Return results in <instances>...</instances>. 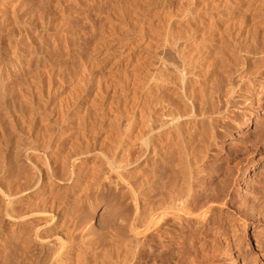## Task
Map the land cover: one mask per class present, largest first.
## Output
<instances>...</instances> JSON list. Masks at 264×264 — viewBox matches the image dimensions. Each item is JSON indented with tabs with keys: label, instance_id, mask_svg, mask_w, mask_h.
<instances>
[{
	"label": "rangeland",
	"instance_id": "obj_1",
	"mask_svg": "<svg viewBox=\"0 0 264 264\" xmlns=\"http://www.w3.org/2000/svg\"><path fill=\"white\" fill-rule=\"evenodd\" d=\"M30 1H32V2H30ZM42 1L43 0H39V1L38 0H26L25 3H26V5L28 4L27 7L23 8L24 6H26L25 3L20 7L22 9H24L23 11L20 10L22 15H20V12L15 13L16 16H14V17H13V15L9 14L8 16L11 18L8 17V19L9 20L13 19L10 21L7 20V23H6L8 30L10 29L9 30L10 33L8 35L9 37H7V39H6L7 41H5V40L1 41L0 40L2 43H4L3 45H1V42H0V45L1 46L5 45L4 47L5 48L7 47V49H9L11 51H14V50H16V48H18V46H19L18 44H20V41L19 40L17 41L19 31H18V29H16V27L19 28L21 25L20 24V22H22L21 16H25V17H23V18H25V22L27 21L28 24L30 23L31 27H33L32 32L37 31V29H41V27H44L43 25L47 24L46 22L49 21V19H50V22H51L50 29L52 28L54 31V32L52 31V33H56L57 37L59 36L58 37L59 39L56 37L57 40L56 39L53 40V43L50 42V44H52L51 46H55L56 49L53 48V50H52L51 46H45L46 48H43V49L39 48V49H41L40 51H42L39 53L41 56V63H39L40 67L39 66L36 67V70H35V72L36 71L38 72V73L36 72L37 74L35 73L36 76L38 75L37 76L38 78H32V77H36V76H35V74H34V76H33V74H31L30 76H28L29 80H28V78L26 79V82H27L26 85H28L27 87L25 84L22 85V83L20 84L21 86H19L18 84L16 85L17 87H15L16 89L14 91L16 92L17 97L20 96V100L18 97L17 103L18 102L21 103V101L23 100L24 105H23V103H21V104L19 103L20 107H18L19 109L16 111L17 112L16 115L18 117L15 115V120L17 119V121L14 123L12 122L16 127L15 126L13 127L12 125L7 124V123H11L9 118L6 120V118H2L0 116V118H2L0 120V123H1L0 124V130H1L0 132L2 133L7 129V130H9L8 132L10 133L9 134L6 130L7 136H6L5 132L2 134L0 133V138H1V135L3 137V135L5 134V136H6L5 138H7L8 136L12 139L14 138L13 142H12V143H14L15 142L14 140H16L17 137H19V136L24 137V135L28 134L27 133L28 130L27 131H25V130L27 127L29 129L31 119L33 121L35 119L40 120V117H39L40 114L45 113V109L50 105L51 102L52 103L50 106H52V105L58 106L60 103L59 101H61L63 99V97L64 98L68 97L69 93H71V91L73 90L72 95H73V101H75V102L77 100H79L82 97V95H84V93H87V92L92 93V94H88L89 95L88 96L89 104H88V112L86 114V121L89 124L91 123L90 127H89L90 132L88 131V133H91V134H88L90 136H87V139L85 140V142L88 140V137H89V140H88L89 143H90V141H93V142H95V144H93V142H91L93 145L92 146L91 143L89 144L87 141V144L90 145L89 148H91V150H90V154H89V157L87 159V162L84 161V163H86V166L88 165L87 168L91 166L90 169H92V167H93V169L92 170H90L89 168L87 169L88 170L87 177L84 178V180H83L84 185L86 187L82 186L83 183H81L82 185L80 184L79 188H77L78 187L77 186L76 188L78 190H76V189H74L75 183H73L75 180L69 179V178H71V173H72L73 169H75L77 171L76 172L74 170L75 171L74 177L77 176L75 174H78L79 169L76 168L77 167L76 164L78 162V167H79L81 165L80 163L82 162L83 158H79V157L70 158V160H69L70 166H68L69 165V162H68V164L66 166L68 168L65 167V169L63 170V171H66L68 169L70 171V173H68V174H70V175L67 174V172H68V170H67L64 173V174H66V176L63 174V171H61L59 176H58L59 179L62 177L61 175H63V177L65 176L64 177L65 179H66V177L69 176L68 177L69 180L66 179L67 180V182H66V180H64V178H63L64 181H62L61 180L62 178H61L60 181L59 180L57 181V191H58V193L60 192V194H59V196L57 195L58 201H56V203L61 204V205H59L60 208L57 207V210H59V212L64 211V214L67 211H71V212H67L69 214H67V216L64 217V218L67 217L66 218L67 220L63 219V221L64 220L65 221L62 222L63 225L61 224V227L63 230V232L61 234L62 239H63L62 240L63 243L61 242L59 244L60 246L55 247V248L58 247L55 250V251H57V254H55V255L53 254V252H55L54 250L49 249L51 251L50 252V251H48V248L43 249L42 253L40 254L41 258L39 257L40 258V264H56L55 263L56 261L60 262V258H62L61 259L62 261L60 262V264H62L63 262H64L63 264H67L65 262H68V264H70L69 258L67 256L69 255V257H70V254H74V253H71V251H70L71 244L73 245V246H71V248H73V247L74 248H80V246L83 243V246L86 245V247L84 246L86 249H87V247L89 248V246L92 245V248L90 247L89 249H93V247L95 249H93L94 251L89 250V251H91V253H94L97 251V252H101V254L99 253V255H103L102 250L105 248L104 246L106 245V247H109L107 245H109L111 241H112V243L113 242L118 243V246H117L118 250L116 251L117 255L115 257V258H117L118 254L120 255L118 258L119 260L116 259L118 262L120 260L124 259L125 257H129V256L130 257L128 259L130 260V258H131L132 259L131 262L135 259V258L133 259L132 256L135 255L136 251H139L141 249L140 248L141 245L139 246L140 241H139V239H137V237L134 238V235L132 233H130L128 226L122 224L121 229H119L120 227H118L119 225H117L118 224L117 218H120V215H121V218H125V219H128V221H131L134 217V214H135V207H134L135 189H137V188L139 189V186L136 185V180H137L136 178H138L140 176L142 178L144 177L142 179L143 181H141L142 183L143 182L144 183L141 185H144L145 183L146 184L148 183V185L145 184L144 187L141 189H146V191L149 189L147 187H149V181H150L149 178L151 176L150 172L151 171L153 172L152 167L150 166V163H149L150 157L152 155L150 152H151V147H152L151 145H152V141H153V140L151 141V139H153V133H152V129L150 130L149 128H150V126L153 125L152 122H155L156 120H159L160 118L162 120L160 119L159 121H163L164 116L161 117V115H164L165 111H167V109H168V107H167L168 103L164 102V100L170 101V98H171V101L169 103H173V102H175V100H177L175 102L176 104H173V105H177V106L181 105L180 107L174 106V108H173L176 111L178 110V108H180L179 109V111L181 110L180 112L177 111V113H175V112H173L174 110L173 111L171 110L172 113L174 114V115H172V118H171L172 127L175 126L173 129H175V130L178 129L177 125L173 124L174 122L176 123L178 121V123H180L182 121L181 124H184L185 122L187 123L189 121V119L191 120L190 122H192V120L194 121L195 118L193 117L194 116L193 101H192L193 98H191L192 96H190V95H192L191 93H192L193 89L195 88V89H197V91H202L207 87L209 88V85H211V84H213L215 86L216 79L218 80L216 82L217 86L214 87L215 89L213 88L214 89L213 93H214V96H215V92L217 94H216V98L213 96V101L216 102V100H217L218 106L214 103V105H215L214 107L217 106V109L215 108L214 110H216L217 112L213 116V120L211 121L212 118L210 119V121L213 124H212L211 128L207 130L208 132H206V134L204 133L205 135L198 137L204 141L202 143L203 145L201 148V154L196 152V154H199V155L198 156L196 155L195 158H200L199 157L200 155L204 156L206 154H208L209 156L210 155L212 156L213 160L216 161L217 163L212 161L213 162V164H212L213 170L211 172L212 174H210V176L207 178L208 181L209 182L212 181L213 185L212 184L211 185H212V188L214 187L216 190L215 194L218 192L220 193L221 190L223 191L226 188L225 190L228 189V193L231 194L232 196H234L235 200H234V203H232V204L229 203V205L223 206V209H222V210H224L222 212L223 217H224V215L228 216V217H225L227 222L225 223L224 228L222 230L223 235H220V237H218L215 234H209L207 232L205 233V229L204 230L199 229V226L196 223H192V224L188 225V227H186V229L184 230V232L187 234H185V233L184 234H185V236L187 235V238H190L187 240V242H189V240H190V243L192 242L191 244H194V246H195V244H197L199 247H200V244L202 243V241L204 242V240L201 241V239L204 237V236L200 237L201 231L203 232V235L205 234V236H207V234H208L209 241H205V242L209 243V245L212 249L210 248L211 251L208 254L205 253V251L202 249H201L202 251L199 250L198 253L195 252L193 254L194 256H192V258L195 261L194 264L200 263V261L202 260V257H205L206 254L208 256L211 255V258H213L212 259L213 261H212V260H210L211 258L208 259L209 257H207V259L210 260V262H207L208 264H264V195L263 194L260 195L261 198L259 196V200H257L255 202L256 204L254 205L253 204L254 194H252V190H253L254 186H259L262 189L264 188V186H262V185H264V184H262V183H264V152H263L264 150L260 153H256V151L254 150L253 145H252L253 142H256V140L261 141L262 142L261 144L264 145V140H263L264 139V20H263L264 19V0H90V1L89 0H66L67 2L69 1V3H67L65 0H49L48 1L49 9L45 8L46 7L45 3H44V1L42 3ZM252 1H254V2H252ZM236 4H238L239 6L238 5L236 6ZM235 7L237 8V10ZM238 8H240V9H238ZM29 10H30V13H29ZM34 12H35V14H34ZM68 12H70V13H68ZM46 13L49 16H46ZM54 13H55V15H54ZM17 14H19L20 16ZM29 14H30V16H29ZM43 16H46L47 19L45 17L43 18ZM53 16H55V17H53ZM15 17L17 19H14ZM48 17H50V18H48ZM18 18H20V20ZM27 18H28V20H27ZM12 21H13V23H12ZM52 22H54V23H52ZM54 24H55V26H54ZM10 26H12V27L10 28ZM64 26H65V28H64ZM37 27H39V28H37ZM224 27H226V28H224ZM13 28L15 29V31ZM62 28H64L65 31H68L69 34H68V32L65 33L64 29L62 30ZM239 28H241V29H239ZM34 29H35V31H34ZM252 33H254V36H252L253 35ZM64 34H66V35H64ZM255 34H256V37H255ZM34 36L35 35L33 34L32 37L29 40H27L28 42L26 41L29 47L31 45L33 46V45L39 44L38 40L36 38L33 39ZM251 37L253 39L255 38V40H252ZM56 41L59 43L56 44ZM216 41L218 43H216ZM252 41H253V43H252ZM254 42H256V43L254 44ZM225 43H227V44H225ZM249 44H252V45L249 46ZM254 45H256V46H254ZM83 46H86L87 51H88L87 63L85 66V68L87 70L86 76L88 75V77H85V80L82 81L79 77H81L80 75L83 72L81 73L79 71H83V65H82L80 58H79V55L77 53L79 51L78 48L83 47ZM225 46L228 47V49L230 48V50H228L226 48L225 51H223ZM181 47H182V49H181ZM254 47H256V48H254ZM252 49H253V51H252ZM256 49L258 51H260L261 54L254 56L255 55L254 50H256ZM50 50L52 53L50 52ZM227 50H228V52L229 51L230 52L227 53ZM37 51H39V50H37ZM219 51H222L223 53L225 52L224 53L225 55L222 52H220V55H219ZM197 52H199L201 55ZM42 53L44 55H42ZM221 53L224 55V57ZM228 54H229V56L227 59L226 55H228ZM217 56H219V57H217ZM222 58L226 59V60L224 59L225 62H223ZM204 61H206V62H204ZM226 61H227V63H226ZM248 61H250V62H248ZM222 62H223V64H226V66L223 65ZM251 62H253V63L251 64ZM43 63H44V65H43ZM220 63L222 64V68L225 66L224 69H222V68L219 69L221 66ZM214 65L216 67L218 65L219 68L217 67L218 69L215 70L216 67H214ZM71 66L76 67V70L74 69V67H71ZM212 67H214V69ZM55 68H56V70H55ZM208 68H209V70H208ZM38 69L40 70L41 73H43V75H41V73L38 71ZM211 69H212V71L216 72L217 76H214L215 80L213 77V75H215V73L212 72ZM188 71L190 74L188 73ZM191 72L194 74H192ZM207 72L209 73L211 78L208 76ZM67 73H71V76H69V74H67ZM75 73H77V74L80 73V74L78 76ZM52 74H53V76H51ZM104 74H105V76H104ZM64 75H66L68 79H73V81L69 80V82L72 81V83H69L68 80L64 77ZM201 75H202V77H203V75H204V77L206 76L205 78L207 79L208 82H206V79H204V78H203V80H201L202 77L199 79V77ZM219 75H220V77H219ZM31 78H32V80H31ZM59 78H61V79H59ZM86 78H87L88 82L86 81ZM94 78L95 79L97 78L96 82H95ZM177 78H179V79H177ZM245 78L251 79V81H249L250 82L249 86H245L242 91L238 92L239 94L235 93L233 95V97L236 96V97H234V104L232 103L233 105L228 104V102H227L228 101L227 91H228L229 87L240 85L241 81L244 80ZM197 79H199V80L196 81ZM49 80H50V82H49ZM63 80L66 81L65 85L62 83ZM41 81H42V83H41ZM176 81H178V82H176ZM188 81L190 82V84ZM192 81H195V82H192ZM73 82H74V84H75V82L78 83V84H76L77 86L75 85V87H78L79 85H81L83 87L82 91L84 93H82V91H81V93H79L78 89L81 88L80 86H79L80 88L78 87L76 90H74L75 88L73 89V85H74ZM98 82L100 83L101 86L98 85L99 84ZM168 82H169V85L167 84ZM170 82H172V83H170ZM191 82L195 86H198V88L195 87L194 85H192ZM38 83H40V84H38ZM79 83H81V84H79ZM175 83H177V85ZM218 83H219V87H218ZM196 84H198V85H196ZM203 84L206 87H204ZM36 85L39 89L36 87ZM63 85L65 88L68 86L67 89H69L70 91L69 90H67V91H69V93L67 91H65L66 93H63L62 90L59 92L60 87L62 88ZM191 85H192L193 89H191ZM200 85H202V86H200ZM213 85H212V87H213ZM49 86H51L50 87L51 89H49ZM57 86H58V88H57ZM20 87H22L24 89H22ZM171 87H173V88H171ZM174 87H176L175 89L178 88L177 89L178 91L175 90ZM201 87L204 89H202ZM86 88H87V90H86ZM188 88H189V90L191 89V91H187ZM216 88L221 89V91L219 90L220 94L218 93L219 91L217 92ZM223 88H224V90H223ZM20 89H22V90H20ZM53 89H55V90H53ZM164 89H165L166 93L168 94V96L170 95L169 99H167L168 97L165 96L166 93H165ZM184 89H186V90H184ZM40 90L42 93L40 92ZM174 90L177 91L178 93L180 91L181 93L177 94V92H174ZM49 91L50 92L52 91L51 93H53V94H50ZM54 91L57 92V94H54L55 93ZM75 91H78V94H80L81 97L77 96V94H75ZM21 92H23V93H21ZM44 92H46V93H44ZM98 92H99V94H98ZM184 92H186V94ZM36 93H38L39 95ZM187 93L190 95L187 96ZM27 94L29 96H27ZM65 94L66 95L68 94V95L66 96ZM32 95L34 96V98H32L33 97ZM72 95H70V96H72ZM163 95H164V97H163ZM21 96H24V99H23V97L21 98ZM39 96L42 98L40 99ZM52 97H54V99ZM90 97L91 98L94 97L95 98V99L93 98L94 101ZM58 98H60L61 100L57 101L58 104H55L54 101L57 100ZM50 99H52V100L50 101ZM100 100H103V101H101L102 103H100ZM46 101L48 102V106L46 105L47 104ZM158 101H160L159 103L161 104V106H160V104L157 106ZM25 102L27 103L26 108L28 107L26 109V111H25ZM45 102H46V104H45ZM95 102H97L98 104H96ZM177 102H178V104H177ZM235 102H237V103H235ZM92 103L95 104V106H93ZM165 103H167V104H165ZM179 103H181V104H179ZM19 104H18V106H19ZM35 104H36V106H35ZM100 104H101V107L99 106ZM155 104L158 107V109L161 108L162 111H160V109L159 110L156 109L157 107L154 106ZM0 105H1V103H0ZM96 105L99 108L96 107ZM33 106H35V108H33ZM153 106H154V108H153ZM171 106H172V104H171ZM190 106H191V109H189ZM1 107H3V108L1 109ZM91 107L92 108L95 107L96 109L95 108L92 109ZM184 107L185 108L188 107V109L182 110V108H184ZM89 108H91L92 110H90ZM4 109H6L5 106H3V105L0 106V115H2V116L5 113V111H3ZM220 109H222V110H220ZM188 110L189 111L192 110V113H188V114H191L189 116L187 114ZM219 110L221 111L220 113H219ZM23 111H24V114H23ZM157 111H158V115H160V114L161 115L156 117L155 115L157 114ZM183 111H185L187 115ZM31 112H32V114H31ZM97 112L98 113L100 112V113L98 114ZM159 112H162L163 114L159 113ZM96 113L98 114L97 116H96ZM181 113H183V114L181 115ZM21 114L22 115L27 114V116L22 117ZM175 114H177V117H173V116H176ZM178 114L181 117L178 116ZM33 115L35 117H39V118H35ZM89 115H91L90 119L88 118V117H90ZM100 115H103V116H100ZM92 116H94V117H92ZM98 116H100L99 118L100 119L102 118V119L100 120L99 118H96ZM28 117H32V118L29 119ZM103 117H104V120H103ZM158 117H160V118H158ZM21 118L24 121L22 120L23 122L22 121L18 122V120L20 121ZM27 119H29V120H27ZM97 119L100 120V122L102 121L101 122L102 124L101 123L98 124L99 122L97 121ZM183 119L185 121H183ZM4 120L7 123L3 122ZM27 121L30 123H28ZM214 121H216V122H214ZM24 122H26V123H24ZM37 122L39 123V121L35 120V123H37ZM23 123H24V125H23ZM27 123H28V125H27ZM95 123L97 126L94 127L93 125H95ZM4 124L5 125L7 124L13 128H10L9 126H5ZM181 124L180 125L178 124V126H181ZM3 125L5 127H1ZM91 125H92V127H94L96 129V131L94 128H91ZM98 125L100 127L101 126L102 127L100 128V127H98ZM109 125H111V126H109ZM191 125L192 124H190L188 126L186 125L187 127L185 128V131H187V130L189 131ZM17 126H18V128H17ZM25 126H26V128H25ZM97 128L102 131V132L100 131V135H99V131L97 130ZM2 130H4V131H2ZM92 130H94L95 133L98 132V134L97 133L96 134L100 137H98L97 135L95 136L94 131L91 132ZM142 131H143V133H142ZM17 132L20 134L19 136H18ZM21 133L23 136L21 135ZM23 133H26V134H23ZM54 133H55V131H54ZM55 134H53L52 131L50 132V136L52 135V137L55 136ZM185 134H186L184 136L185 138H183V139H186L187 136H188V138L186 140H183V139L182 140L187 142V140L190 139L191 137H190V135H188V133H185ZM33 136L34 135L30 136V139H28V140L29 141L31 139L34 140ZM93 136H95L96 139L93 138V140H91V138ZM102 136H105V137H102ZM5 138L0 139V143H1L0 145L1 146L3 145V147H1L2 149L0 148V155L2 154V151H3V154H5V153L8 154V152L10 153V149H11L10 144H12V143H10V141H12V140L8 139V138L5 139ZM210 139H212V140H210ZM100 140L102 141V143L103 142L104 143L103 144L102 143L97 144L96 142L97 141L99 142ZM4 141H5V143H4ZM59 141L60 140H58V142ZM58 142L54 141V144L55 145L57 144L56 146L59 147L61 144V141L59 144H58ZM81 142H84V140H80L77 145L79 146V143L81 144ZM250 142H252V144ZM3 143L6 144V146ZM248 143H250V144H248ZM8 144H9V146H8ZM102 145H104V149L102 148L103 147ZM188 145L190 147V144H188ZM246 145L248 147L251 146L252 148L251 147L248 148V147H246ZM94 146H95V148L93 150L92 148ZM203 146H206V147H203ZM9 147H10V149H9ZM76 148L77 149L78 148L81 149V148L77 147V146L74 147L75 153L76 152L80 153L81 150L78 151L79 149L77 150ZM148 148H150V149H148ZM98 149H99V151H98ZM100 149H101V152H100ZM191 149L192 148L190 147L189 150L191 151ZM203 149H205V150H203ZM251 149H253L254 152ZM180 150H181V148H180ZM4 151H5V153H4ZM103 151H106V152H104V153H106V156L103 153ZM145 151H146V153H145ZM181 152H183V155L185 154L184 151H181ZM96 154H97V157L95 156ZM218 155H219V157H218ZM245 155H247V156H245ZM99 156H101L102 158H100ZM238 156H240V157H238ZM94 157H96L98 159L96 161L95 160L93 161V159H96ZM180 157L183 158L182 153L180 154ZM188 157L189 156H187V159H186V157L183 159L181 158V160L186 161V160L191 159V157H189V158ZM215 157H217V158L214 159ZM247 157L253 158L258 163L255 166L248 164L247 160L245 159ZM75 158L77 160H80V161H77ZM243 158H244V160H243ZM191 160L193 161L194 159L192 158ZM242 160L244 161V164H245L244 167L245 168L243 169L242 173H239L238 170L236 169L237 168L236 163H239ZM74 161H75V163H74L75 165L73 164ZM101 161H103V162H101ZM112 161L115 164V166L119 164L118 167L116 166L117 168L111 167V165L109 163ZM99 162H101V164H103V165L101 166V164H98ZM104 162L106 163V165L104 164ZM116 162L118 164H116ZM186 162H188V161H186ZM120 163H121V168L123 166L124 167L126 166V167L121 169L119 167ZM89 164H90V166H89ZM97 164L100 166H98ZM93 165L95 167L97 165L98 167L95 168ZM182 166L183 167L187 166V163H186V165H184V163H183L181 165V168H178V167L175 168L176 169L175 172L178 175H177V177H176V174L175 175L173 174L174 176L172 175L173 183L179 182V181L175 180L176 178H178V176H179L178 180L180 179V182L182 183V180H183L182 177H184L183 176L184 175L183 169L184 170L187 169V167L182 169ZM82 168H84V167H82ZM161 168L164 169L162 166H161ZM126 169L127 170L129 169V170L127 171ZM94 170H96V171H94ZM121 170L123 173L126 171L125 174H122L123 176L120 175V173H119V172H121ZM90 171L91 172L94 171V172L90 173ZM5 172L8 173L9 175L10 174H12V175L9 177V175L5 174ZM9 172H11V173H9ZM9 172L4 171V172L0 173L1 175L4 174V176H2V177L0 175V179L5 180V181H2L3 184L7 185L10 183V185H11L17 179V182L15 181V183L11 185V186H14L16 183L20 182L19 181L20 179H23V178H19V180H18L17 177H19L20 174L17 171L16 172L19 174V176H17L15 171H9ZM13 172L15 174H13ZM5 175H7L8 177L7 176L5 177ZM124 175L126 178L124 177ZM137 175H139V176H137ZM233 175H234V177H233ZM15 176H17V177H15ZM13 177L15 178V180L14 181L12 180L13 181L12 182L10 180L13 179ZM20 177H22V176H20ZM134 177H135V179H134ZM7 178H8V180H7ZM128 178H130V179H128ZM144 179H146L147 181ZM235 179H237V181ZM72 180H73V182H72ZM134 181H135V183H134ZM234 181H236V182H234ZM66 184L68 185V187L66 186ZM10 185H7V187ZM69 185H71V186H69ZM179 185L181 186L180 183H179ZM64 187L68 190H70L72 188L73 190H70V192H72V191H75V192L68 194L69 191L68 190L66 191V189ZM213 189H211V190H213ZM63 192L65 193V195L61 194ZM71 194H72V196H71ZM67 195H68V198L71 197L70 200L67 198ZM60 197L62 199L64 197L65 198L64 201ZM72 197H75V199L73 201H72ZM246 198H250L251 202L245 204L244 202H246L245 201ZM67 199L69 200V202ZM63 202L67 203V204H70L71 202L72 203L70 204L71 206L67 205V204L62 206V204H64ZM115 204H117V205H115ZM56 206H58V205L56 204ZM64 206H66V207L63 208ZM113 206H114V208H113ZM107 207H108V209H107ZM228 207H230V208H228ZM105 208L108 210L109 214L107 212L106 213L107 215L104 214V216L103 215L101 216V213H102L101 211ZM262 212H263V214H262ZM93 214H94V216L96 215V221H100V222L95 221L97 224L95 223L96 226L93 225V227H95L96 230L92 233L91 231H89L91 229V225L89 222H91L92 218L94 217ZM99 215H100V217H99ZM111 216H112V218H111ZM127 217H129V218H127ZM231 217H232V219H231ZM229 218L231 220H229ZM100 219H103V222ZM115 224L118 227V230H116V232L118 233L120 231L119 233L120 234L122 233L121 239L119 238V237H121L118 235L119 233L118 234L115 233V228H117L115 226ZM85 226L88 228H86ZM109 227H112V230L115 227L114 231L112 232V230L108 229ZM108 230H110L111 233ZM70 232H72V233L70 234ZM231 232H233V233H231ZM88 233H89V235H88ZM129 233L132 236H130ZM84 234H86L87 236ZM104 234H105V236L106 235L107 236L103 237ZM115 235L119 236V237H116ZM189 236H191V237H189ZM98 237H100V238H98ZM68 238L70 240L74 239V241L67 242V241H70V240H67ZM103 238H105L107 240L109 239V241H107V242H109V244H107V242H105V239H103ZM110 238H111V240H110ZM112 238H114V239L112 240ZM115 238H117V239H115ZM192 238L194 239V241L192 240ZM102 241L105 242V243L103 242V244H105V245L101 244ZM73 242H75V243H73ZM88 242H89V245H88ZM96 242L97 243L101 242V243L97 244ZM199 242H201V243L199 244ZM94 243L96 246L93 245ZM75 245H77V246H75ZM124 245H126V246H124ZM97 246H98V249H97ZM55 248H53V249H55ZM119 248H121V251ZM136 248L137 249L139 248V250H137ZM58 249L59 250L61 249V250L59 251ZM128 251L132 254L126 255L129 253ZM133 251H135L134 254H133ZM124 252H126V253H124ZM59 255H60V257H58ZM122 255H124V256H122ZM253 255H255V256H253ZM53 256H54V259H53ZM56 258H57V260H56ZM115 258H113V259H115ZM256 258H257V260H255ZM64 259H66V260H64ZM67 259H68V261H67ZM113 259H111L110 261H113ZM125 259H124L125 261L123 260L122 263L123 262L129 263V262H127L129 260L127 258H125ZM54 260H56V261L54 262ZM116 260H114V262H111V263L112 264H115V263L116 264H122L121 261H120V263H118ZM15 261H17V260H15ZM15 263H17V262H14L13 264H15Z\"/></svg>",
	"mask_w": 264,
	"mask_h": 264
},
{
	"label": "bare ground",
	"instance_id": "obj_2",
	"mask_svg": "<svg viewBox=\"0 0 264 264\" xmlns=\"http://www.w3.org/2000/svg\"><path fill=\"white\" fill-rule=\"evenodd\" d=\"M26 0H0V40L3 41H7V37H9V33H10V29L8 30L7 28V20L8 19V15L11 14L14 16H16L15 13L17 12H20V15H22L21 11H23L24 9L20 8L24 3H25ZM39 1V0H38ZM44 3H45V8H48L49 9V5H48V1L49 0H43ZM42 1V3H43ZM66 1V0H65ZM90 1V0H89ZM88 1V2H89ZM28 2V1H27ZM32 2V1H30ZM56 2V1H55ZM61 2V1H60ZM67 2V1H66ZM87 2V1H86ZM178 2V1H177ZM254 2V1H252ZM29 3V2H28ZM40 3V2H39ZM58 3V2H57ZM69 3V1L67 2ZM181 3V2H180ZM259 3V2H258ZM31 4V3H30ZM41 4V3H40ZM39 4V5H40ZM26 5V3H25ZM28 5V4H27ZM24 6L23 8L27 7ZM43 5V4H42ZM60 5V4H59ZM63 5V4H62ZM238 4H236L237 6ZM72 6V5H71ZM235 6V5H234ZM239 6V5H238ZM43 7V6H42ZM188 7V6H187ZM209 7V6H208ZM20 8V9H19ZM29 8V7H28ZM32 8V7H31ZM34 8V7H33ZM236 8V7H235ZM82 9V8H81ZM129 9V8H128ZM200 9V8H199ZM240 9V8H238ZM242 9V8H241ZM21 10V11H20ZM71 10V9H70ZM120 10V9H119ZM130 10V9H129ZM231 10V9H230ZM237 10V8H236ZM39 11V10H38ZM82 11V10H81ZM114 11V10H113ZM198 11V10H197ZM239 11V10H238ZM24 13V12H23ZM29 13H30V10H29ZM63 13V12H62ZM70 13V12H68ZM83 13V12H82ZM136 13V12H135ZM35 14V12H34ZM38 14V13H37ZM43 14V13H42ZM19 15V14H17ZM19 15V16H20ZM41 15V14H40ZM55 15V13H54ZM83 15V14H82ZM257 15V14H256ZM30 16V14H29ZM46 16H49L47 13H46ZM46 16H43V18ZM68 16V15H67ZM261 16V15H260ZM25 16H21V21L20 22V27L16 29H18L19 33H18V38H17V41L19 40L20 41V44H18V48H16V50L14 51H11L9 49H7V47L5 48L4 46H1L3 45L4 43H2L1 41V47H0V103L1 105L0 106H5L6 109H4L3 111H5V113L2 115H0L2 118H6V120L9 118L11 123L13 122H16L17 119L15 120V115H16V111L19 109L18 107H20V104L23 103L24 105V102L23 100L20 102L17 103V99L19 97V100H20V96L17 97V94L16 92L14 91L17 87L16 85L18 84L19 86H21L20 84L22 83L26 85V79L28 78V76H30L31 74H34L37 72H35L36 70V67L39 66V63H41V56H40V51L41 49L43 48H46L45 46H51L52 44H50V42L53 43V40L56 39V33H52L53 29L51 30L50 29V19L49 21H45L47 24L43 25L44 27H41V29H37V31H34L35 32H32V28L30 23L28 24V22L26 23L25 22V18H23ZM33 17V16H32ZM55 17V16H53ZM232 17V16H231ZM11 18V17H9ZM29 18V17H28ZM27 18V20H28ZM41 18V17H40ZM50 18V17H48ZM243 18V17H242ZM14 19H17L16 17ZM20 20V18H18ZM23 19V20H22ZM47 19V18H46ZM10 20H13V19H10ZM9 20V21H10ZM52 20V19H51ZM55 20V19H54ZM82 20V19H81ZM112 20V19H111ZM259 20V19H258ZM264 20V19H263ZM24 21V22H23ZM66 22V21H65ZM85 22V21H84ZM87 22V21H86ZM13 23V21H12ZM43 23V22H42ZM54 23V22H52ZM62 23V22H61ZM64 23V22H63ZM76 23V22H75ZM15 24V23H14ZM65 24V23H64ZM68 24V23H67ZM89 24V23H88ZM226 24V23H225ZM18 25V24H17ZM42 25V24H41ZM13 26V25H12ZM10 26V28L12 27ZM16 26V25H15ZM55 26V24H54ZM67 26V25H66ZM69 26V25H68ZM76 26V25H75ZM101 26V25H100ZM209 26V25H208ZM262 26V25H261ZM14 27V26H13ZM197 27V26H196ZM35 28V27H34ZM39 28V27H37ZM56 28V27H55ZM65 28V26H64ZM62 28V30L64 29ZM103 28V27H102ZM199 28V27H198ZM226 28V27H224ZM229 28V27H228ZM227 28V29H228ZM14 29V28H13ZM58 29V28H57ZM233 29V28H232ZM241 29V28H239ZM61 30V31H62ZM229 30V29H228ZM227 30V31H228ZM15 31V29H14ZM70 31V30H69ZM211 31V30H210ZM240 31V30H239ZM54 32V31H53ZM63 32V31H62ZM64 32L67 33L68 31H65L64 29ZM243 32V31H242ZM250 32V31H249ZM16 33V32H15ZM35 35L33 37V39H37L38 40V45H31L30 47L28 46L27 44V40H29L33 34ZM69 34V32H68ZM67 34V35H68ZM81 34V33H80ZM254 36V33H252ZM66 35V34H64ZM237 35V34H236ZM251 35V34H250ZM59 37V36H58ZM57 37V38H58ZM64 37V36H63ZM68 37V36H67ZM70 37V36H69ZM255 37H256V34H255ZM187 38V37H186ZM247 38V37H246ZM59 39V38H58ZM61 39V38H60ZM107 39V38H106ZM223 39V38H222ZM236 39V38H235ZM252 40H255V38L253 39L251 37ZM262 39V38H261ZM9 40V39H8ZM36 40V41H37ZM57 40V39H56ZM70 40V39H69ZM68 40V41H69ZM105 40V39H104ZM27 41V42H26ZM35 41V40H34ZM33 41V42H34ZM62 41V40H61ZM67 41V40H66ZM186 41V40H185ZM188 41V40H187ZM221 41V40H220ZM65 42V41H64ZM89 42V41H88ZM9 43V42H8ZM59 42L56 41V44H58ZM63 43V42H62ZM216 43H218L216 41ZM253 43V41H252ZM256 42H254L255 44ZM27 44V45H26ZM35 44V43H34ZM55 44V43H54ZM68 44V43H67ZM72 44V43H71ZM70 44V45H71ZM224 44V43H223ZM227 44V43H225ZM8 45V44H7ZM10 45V44H9ZM214 45V44H213ZM232 45V44H231ZM252 45V44H249V46ZM57 46V45H56ZM228 46V45H227ZM256 46V45H254ZM52 47V50L53 48L56 49L55 46H51ZM72 47V46H71ZM9 48V47H8ZM41 48V49H39ZM91 48V47H90ZM224 48V47H223ZM228 49V47L225 46L224 50L225 49ZM233 48V47H232ZM236 48V47H235ZM256 48V47H254ZM253 48V49H254ZM51 49V48H50ZM79 51H78V55H79V58H80V61L83 65V71H79V72H83L79 77L82 81L85 80V77H88V75L86 76L87 74V70L85 68L86 66V63H87V57H88V51H87V48L86 46H83V47H79L78 48ZM182 49V47H181ZM234 49V48H233ZM252 49V51H253ZM39 50V51H37ZM77 50V49H76ZM230 50V48L228 49ZM227 50V53H229ZM232 50V49H231ZM250 50V49H249ZM55 51V50H54ZM69 51V50H68ZM179 51V50H178ZM254 56L256 55H260L261 52L258 51L257 49L254 50ZM51 52V50H50ZM49 52V53H50ZM63 52V51H62ZM105 52V51H104ZM205 52V51H204ZM220 52L222 51H219V55H220ZM236 52V51H235ZM52 53V52H51ZM73 53V52H72ZM76 53V52H75ZM107 53V52H106ZM199 53V52H197ZM223 53V52H222ZM221 53V54H222ZM225 53V52H224ZM223 53V54H224ZM240 53V52H239ZM253 53V52H252ZM48 54V53H47ZM55 54V53H54ZM58 54V53H57ZM70 54V53H69ZM92 54V53H91ZM194 54V53H193ZM200 54V53H199ZM222 54V55H223ZM42 55H44L42 53ZM49 55V54H48ZM90 55V54H89ZM192 55V54H191ZM201 55V54H200ZM204 55V54H203ZM225 55V54H224ZM223 55V57H224ZM55 56V55H54ZM57 56V55H56ZM108 56V55H107ZM190 56V55H189ZM228 55H226V58L228 59ZM44 57V56H43ZM66 57V56H65ZM104 57V56H103ZM219 57V56H217ZM222 57V56H221ZM220 57V58H221ZM49 58V57H48ZM56 58V57H55ZM191 58V57H190ZM53 59V58H52ZM90 59V58H89ZM187 59V58H186ZM202 59V58H201ZM223 59V58H222ZM225 59V58H224ZM223 59V62H225V60ZM262 59V58H261ZM43 60V59H42ZM197 60V59H196ZM219 60V59H218ZM49 61V60H48ZM166 61V60H165ZM210 61V60H209ZM251 61V60H250ZM248 61V62H250ZM93 62V61H92ZM100 62V61H99ZM206 62V61H204ZM216 62V61H215ZM222 62V64H223ZM49 63V62H48ZM170 63V62H169ZM214 63V62H213ZM227 63V61H226ZM253 62H251L252 64ZM71 64V63H70ZM76 64V63H75ZM99 64V63H98ZM162 64V63H161ZM221 64V63H220ZM222 64L220 66L219 69L222 68ZM249 64V63H248ZM44 65V63H43ZM174 65V64H173ZM226 66V64H223ZM250 65V64H249ZM55 66V65H54ZM69 66V65H68ZM81 66V65H80ZM175 66V65H174ZM178 66V65H177ZM182 66V65H181ZM192 66V65H191ZM225 66L222 68L224 69ZM40 67V66H39ZM43 67V66H42ZM71 67H74V66H71ZM155 67V66H154ZM208 67V66H207ZM214 67H216L214 65ZM214 67H212L214 69ZM216 67L215 70H217L218 68ZM244 67V66H243ZM68 68V67H67ZM159 68V67H158ZM181 68V67H180ZM65 69V68H64ZM74 69L76 70V67H74ZM46 70V69H45ZM56 70V68H55ZM60 70V69H59ZM68 70V69H67ZM209 70V68H208ZM38 71L40 72V70L38 69ZM65 71V70H64ZM74 71V70H73ZM141 71V70H140ZM163 71V70H162ZM212 71V69H211ZM48 72V71H47ZM67 72V71H66ZM65 72V73H66ZM71 72V71H70ZM89 72V71H88ZM193 72V71H192ZM191 72V73H192ZM214 72V71H212ZM228 72V71H227ZM38 73V72H37ZM36 73V74H37ZM41 73V72H40ZM49 73V72H48ZM47 73V74H48ZM90 73V72H89ZM88 73V74H89ZM152 73V72H151ZM189 73V71H188ZM208 73V72H207ZM215 75L214 76H217L216 75V72H214ZM213 73V74H214ZM35 74V76H36ZM58 74V73H57ZM69 74V76H71V73H67ZM77 74V73H75ZM80 74V73H79ZM79 74H77L79 76ZM97 74V73H96ZM156 74V73H155ZM190 74V73H189ZM194 74V73H192ZM211 74V73H210ZM223 74V73H222ZM41 75H43V73H41ZM62 75V74H61ZM118 75V74H117ZM187 75V74H186ZM206 75V74H205ZM253 75V74H252ZM38 76V75H37ZM32 77V78H38V77ZM40 76V75H39ZM53 76V74L51 75ZM68 76V77H69ZM105 76V74H104ZM169 76V75H168ZM195 76V75H194ZM208 76L211 78V76L209 75L208 73ZM207 76V77H208ZM41 77V76H40ZM43 77V76H42ZM64 77L68 80H72L73 79H68L66 75H64ZM111 77V76H110ZM139 77V76H138ZM157 77V76H156ZM202 77V75L199 77V79ZM206 77V76H205ZM203 75L202 79H206ZM208 77V78H209ZM220 77V75H219ZM218 77V78H219ZM227 77V76H226ZM31 78V80H32ZM44 78V77H43ZM63 78V77H62ZM64 78V79H65ZM71 78V77H70ZM98 78V77H97ZM96 78V79H97ZM61 79V78H59ZM58 79V80H59ZM65 79V80H66ZM89 79V78H88ZM92 79V78H91ZM95 79V78H94ZM96 79H95V82H96ZM100 79V78H99ZM157 79V78H156ZM179 79V78H177ZM199 79H197L196 81H198ZM213 79V78H212ZM29 80V78H28ZM27 80V81H28ZM35 80V79H34ZM63 80L62 83L65 85L66 81ZM90 80V79H89ZM103 80V79H102ZM124 80V79H123ZM163 80V79H162ZM200 80V81H201ZM214 80H215V77H214ZM238 80V79H237ZM262 80V79H261ZM72 81H70L69 83H72ZM75 81V80H74ZM86 81H87V78H86ZM99 81V80H98ZM165 81V80H164ZM168 81V80H167ZM179 81V80H178ZM176 81V82H178ZM218 80L216 79V82ZM249 81H251L250 78L248 79H244L241 81V84L240 85H236V86H230L228 91H227V95H228V104L230 105H233L234 104V96L233 95L236 93H238L239 91H242L243 88L245 86H249ZM24 82V83H23ZM38 82V81H37ZM50 82V80H49ZM88 82V81H87ZM111 82V81H110ZM175 82V81H174ZM189 82V81H188ZM192 82H195V81H192ZM191 82V83H192ZM203 82V81H202ZM206 82L207 79H206ZM205 82V83H206ZM215 82V81H214ZM213 82V83H214ZM216 82H215V86L216 85ZM42 83V81H41ZM53 83V82H52ZM51 83V84H52ZM94 83V82H93ZM99 83V82H98ZM172 83V82H170ZM204 83V82H203ZM40 84V83H38ZM46 84V83H45ZM74 84V82H73ZM78 84L75 82V84L73 85V89L76 90L79 86L80 89L79 90V93H81L82 91V86L79 85L78 87H75V85ZM81 84V83H79ZM169 85V82L167 83ZM177 85V83H175ZM190 84V82H189ZM211 84V83H210ZM63 85V87L61 88L60 87V90L59 92L62 90L63 93H66L65 91L69 90L67 89V87L65 88ZM71 85V84H70ZM69 85V86H70ZM97 85V84H96ZM100 85V83L98 84ZM97 85V86H98ZM105 85V84H104ZM172 85V84H171ZM170 85V86H171ZM186 85V84H185ZM192 85H194L192 83ZM191 85V89H193ZM198 85V84H196ZM204 85V84H203ZM213 84L209 85V88H202L204 90H201L202 91H197V89H193L192 91V95L188 94L187 93V96L190 95L192 96L191 98L192 101H193V111H194V121L192 120V122H190L191 120L189 119V121L184 124H181L178 123V121L173 124H176L178 129H173L174 127H172V122H171V118H172V115H174L172 113L175 112L177 113V111H179L180 108H178V110L176 111L174 108V106H177V105H173V104H176L175 102L177 100H175V102L173 103H169L171 101V98H170V101L168 100H164V102H167L168 105V109L167 111H165V114L164 115H161L164 116V119L163 121H159V120H156L155 122H152V126H150V130L152 129V133H153V139H151L152 141V147H151V157H150V166L152 167V170L153 172L151 171L150 174V181H149V188L147 191L146 189H141L144 187V185H141L143 184L141 181H143L141 176L136 178V185L139 186V189H135V198H134V201H135V204H134V207H135V214H134V217L131 221H128V219H125V218H121V215H120V218H117V221H118V224L119 225L118 227H120L119 229H121V225H126L128 226L129 230H130V233H132L134 235V238L137 237V239H139L140 241V244L139 246L141 245V249L139 250V248L137 250L139 251H133V254L135 253V255L132 256V258L134 259L132 262H131V258L130 260L128 259L129 257H125L127 258L129 261V263H125L123 262L124 264H194L195 261L194 259L192 258V256H194L193 254L195 252L198 253L199 250H204L205 253H210L211 251V247L209 245V243H206L205 241H209L208 239V234L207 236H205V234L203 235V232L201 231L200 233V237H203L201 239L204 240V242L202 241L199 242L200 244V247L195 244H191L190 243V240L189 242H187L188 239L190 238H187V235L185 236V233L184 230L186 229V227H188V225L192 224V223H196L198 226H199V229L201 230H204L205 229V233H209V234H215L216 236L220 237V235H223V228H224V225L225 223L227 222L226 218L225 217H228V216H225L223 217V206H227L229 205V203H234V196H232L231 194L228 193V189L227 190H221L220 193H216V190L215 188L213 189L212 188V181H208V177L210 176V174H212V167H213V158L212 156L206 154L204 156L200 155L199 157L200 158H195V156L199 155V154H196V152L200 153L201 154V148H202V143L204 140H202L201 138H198L200 136H203L206 134V132H208L207 130L211 128L212 126V120H213V116L216 114V110H214L215 108L217 109V100L216 102L213 101V96H214V85L212 87ZM234 85V84H233ZM28 85H26L27 87ZM30 86V85H29ZM42 86V85H41ZM46 86V85H45ZM56 86V85H55ZM62 86V85H61ZM77 86V85H76ZM101 86V85H100ZM164 86V85H163ZM166 86V85H165ZM190 86V85H189ZM195 86V85H194ZM202 86V85H200ZM24 87V86H23ZM37 87V85H36ZM40 87V86H39ZM44 87V86H43ZM51 86H49V89ZM106 87V86H105ZM168 87V86H167ZM185 87V86H184ZM198 88V86H195ZM204 87H206L204 85ZM218 87H219V83H218ZM19 88V87H18ZM22 88V87H20ZM30 88V87H29ZM34 88V87H33ZM38 88V87H37ZM42 88V87H41ZM40 88V89H41ZM58 88V86H57ZM70 88V87H69ZM164 88V87H163ZM173 88V87H171ZM170 88V89H171ZM176 87H174L175 89ZM214 88V89H213ZM24 89V88H22ZM20 89V90H22ZM31 89V88H30ZM39 89V88H38ZM56 89V88H55ZM53 89V90H55ZM169 89V90H170ZM178 89V88H177ZM175 89V90H177ZM191 89L189 90V88L187 89V91H191ZM26 90V89H25ZM37 90V89H36ZM44 90V89H43ZM87 90V88H86ZM101 90V89H100ZM161 90V89H160ZM172 90V89H171ZM174 92H177L175 91ZM186 90V89H184ZM217 92L221 89H218L216 88ZM224 90V88H223ZM18 91V90H17ZM39 91V90H38ZM46 91V90H45ZM57 91V90H56ZM70 91V90H69ZM69 91H67L69 93ZM73 91V90H72ZM72 91L71 93H69V96L64 98L61 100L60 98H58L57 100H55L56 102L59 101V105L56 106V105H50L48 106V102L45 104L48 106L46 109H45V113H41L40 114V120L39 119H35L36 121H39V123H35V120L33 121L31 118L32 117H28L29 119H31V123L29 125V129L28 127L26 128L25 131L28 130V134L26 133H23V134H26L24 135V137H21L19 136L20 134L18 133V136L16 140H14L15 142H13V139L9 138L8 139H11L12 141H10V144L11 145V149H10V153L8 152V154L4 153L3 154V151H2V158L0 157V173L1 172H4V171H17L19 174L16 172L18 180L19 178H23V179H20L18 183H16L14 186H11L12 184L15 183V181L17 182V179L15 180V178L13 177V179H9L10 181H12L11 185L10 183L7 184V185H10L7 187V185L3 184L2 181H5V180H1L0 179V264H13L14 262H17L15 264H40V254L42 253L43 249L45 248H48V251H50L49 249L51 250H56L57 248H55L56 246H60L59 244L62 242L63 243V239H62V227H61V224L62 222H64L65 220H67L66 218H64L65 216H67V212H71V211H65L66 213L64 214V211L63 212H59V210H57V207H59V203H56V201H58L57 199V195L59 196L60 192L58 193L57 191V181L60 179L62 181L68 179V173H70V171L68 170L67 172V176L66 179L64 178L66 176V174H64L66 171H63L65 169V167L67 166L70 158L72 157H79V158H83L82 162L80 163L81 165L78 167V162L77 161H80V160H77L76 158V168L79 169V172L78 174H75L77 176L74 177V173H75V169H73L72 173H71V178L69 179H74L75 181L72 182L75 183V187L74 189L78 190L77 188H79V185L81 183H83L82 186H85L84 185V178L87 177V174H88V168L90 169V164L87 168L86 166V163L87 162V159L89 157V154H90V150L91 148H89L90 145L87 144V141L89 140V137H88V140L85 142V140L87 139V136H90L88 134H91V133H88L89 131V127H90V124L86 121V114L88 112V104H89V98H88V94H92V93H84L82 91V93H84V95H82V97L80 96V94H78V91H75V94H77V96H80L81 98L79 100H77L76 102L73 101V95H72ZM137 91V90H136ZM157 91V90H156ZM162 91V90H161ZM165 91V89H164ZM220 91L218 92L220 94ZM41 92V90H40ZM50 92V91H49ZM48 92V93H49ZM52 92V91H51ZM50 94H53L51 93ZM55 92V91H54ZM58 92V91H57ZM57 92H55L54 94H57ZM77 92V93H76ZM23 93V92H21ZM26 93V92H25ZM42 93V92H41ZM40 93V94H41ZM46 93V92H44ZM62 93V94H63ZM102 93V92H101ZM162 93V92H161ZM164 93V92H163ZM166 93V91H165ZM169 93V92H168ZM181 92L179 91V93L177 92V94H180ZM186 94V92H184ZM251 93V92H250ZM20 94V93H19ZM38 94V93H36ZM99 94V92H98ZM175 94V93H174ZM216 92H215V98H216ZM239 94V93H238ZM39 95V94H38ZM59 95V94H58ZM66 95V94H65ZM68 95V94H67ZM66 95V96H67ZM72 95V96H70ZM101 95V94H100ZM119 95V94H118ZM162 95V94H161ZM160 95V96H161ZM27 96H29L27 94ZM33 96V95H32ZM91 96V95H90ZM115 96V95H114ZM165 96H167L169 99V96L168 94L166 93ZM244 96V95H243ZM23 97L24 99V96H21V98ZM40 97V96H39ZM138 97V96H137ZM148 97V96H147ZM164 97V95H163ZM162 97V98H163ZM180 97V96H179ZM34 98V96L32 97ZM42 97H40L41 99ZM54 99V97H52ZM79 98V97H78ZM91 98V97H90ZM94 98V97H93ZM91 98V99H93ZM104 98V97H103ZM178 98V97H177ZM181 98V97H180ZM48 99V98H47ZM95 99V98H94ZM93 99V101H94ZM165 99V98H164ZM36 100V99H35ZM52 99H50L51 101ZM182 100V99H181ZM215 100V99H214ZM54 101L55 104H58V102L56 103ZM91 101V100H90ZM101 101L103 100H100V103H102ZM162 101V100H161ZM92 102V101H91ZM157 102V101H156ZM160 101H158L157 103V106L160 104L159 103ZM20 103V104H19ZM94 103V102H93ZM92 103V104H93ZM96 104H98L97 102H95ZM145 103V102H144ZM162 103V102H161ZM165 103V104H167ZM214 103L217 105L216 107H214ZM233 103V104H232ZM237 103V102H235ZM19 104V106H18ZM27 103L25 102V111L26 109V105ZM172 104V106H171ZM178 104V102H177ZM181 104V103H179ZM117 105V104H116ZM186 105V104H185ZM184 105V106H185ZM36 106V104H35ZM35 106H33V108H35ZM91 106V105H90ZM93 106H95V104H93ZM101 107V104L99 105ZM103 106V105H102ZM156 106V104L154 105ZM153 106V108H154ZM156 106V107H157ZM161 106V104H160ZM159 106V107H160ZM181 106V105H180ZM180 106H177V107H180ZM96 107H98L96 105ZM166 107V106H165ZM164 107V108H165ZM176 107V108H177ZM224 107V106H223ZM3 107H1L2 109ZM23 108V107H22ZM21 108V109H22ZM30 108V107H29ZM92 108V107H91ZM89 108L90 110L94 109V108ZM99 108V107H98ZM124 108V107H123ZM172 108V109H171ZM222 108V107H221ZM226 108V107H225ZM32 109V108H31ZM96 109V108H95ZM158 109V107L156 108ZM160 111H162L161 108H159ZM158 109V110H159ZM166 109V108H165ZM183 109H188V107H184L182 108ZM189 109H191V106L189 107ZM24 110V109H23ZM30 110V109H29ZM172 110V111H171ZM185 110V111H186ZM222 110V109H220ZM219 110V113L221 112ZM22 111V110H21ZM31 111V110H30ZM29 111V112H30ZM96 111V110H95ZM181 111V110H180ZM179 111V112H180ZM183 111V112H185ZM2 112V111H1ZM19 112V111H18ZM33 112V111H32ZM31 112V114H32ZM101 112V111H100ZM99 112V113H100ZM154 112V111H153ZM20 113V112H19ZM98 113V112H97ZM96 113V116L99 114ZM103 113V112H102ZM101 113V114H102ZM156 113V112H155ZM159 113H162V112H159ZM188 113H192V110L187 112ZM23 114H24V111H23ZM34 114V113H33ZM163 114V113H162ZM183 113H181L182 115ZM186 114V112H185ZM186 114V115H187ZM222 114V113H221ZM37 115V114H36ZM158 115V111H157V114L155 115L156 117L157 116H160ZM176 116H173V117H177V114H175ZM191 115V114H188V116ZM17 116V115H16ZM21 116L25 117L27 116V114L25 115H22ZM32 116V115H31ZM34 116V115H33ZM88 116V115H87ZM90 117H88L89 119L91 118V115H89ZM100 116H103V115H100ZM100 116L96 117V118H99ZM142 116V115H141ZM154 116V117H155ZM178 116H180L178 114ZM184 116V115H183ZM182 116V117H183ZM18 117V116H17ZM16 117V118H17ZM35 117V116H34ZM39 117H35V118H39ZM94 117V116H92ZM181 117V116H180ZM0 118V120L2 119ZM212 118V119H211ZM27 119V120H29ZM34 119V118H33ZM100 119V118H99ZM102 119V118H101ZM100 119V120H101ZM211 119V121H210ZM15 120V121H14ZM23 119L21 118V120L18 122H21ZM92 120V119H91ZM96 120V119H95ZM100 120L97 119V121L99 122L98 124H100ZM103 120H104V117H103ZM114 120V119H113ZM116 120V119H115ZM162 120V119H161ZM24 121V120H23ZM22 121V122H23ZM93 121V120H92ZM183 121H185L183 119ZM229 121V120H228ZM5 122V120L3 121ZM91 122V121H90ZM94 122V121H93ZM104 122V121H103ZM149 122V121H148ZM216 122V121H214ZM7 123V122H5ZM7 123V124H10L12 125L13 127L15 126L13 123ZM26 123V122H24ZM23 123V125H24ZM27 123V125H28ZM89 125H88V124ZM181 126H178V124ZM1 124V123H0ZM5 125V126H9V125ZM16 124V123H15ZM102 124V123H101ZM107 124V123H106ZM115 124V123H114ZM190 129L189 131H185V128L190 125ZM217 124V123H216ZM1 126V127H5V126ZM18 125V124H17ZM93 125V124H92ZM91 125V128H94L96 125H93L94 127H92ZM187 125V126H186ZM111 126V125H109ZM118 126V125H117ZM10 128H13L11 126H9ZM8 127V128H9ZM16 127V126H15ZM98 127H100L98 125ZM102 127V126H101ZM100 127V128H101ZM104 127V126H103ZM130 127V126H129ZM153 127V128H152ZM7 128V127H6ZM9 128V129H10ZM18 128V126H17ZM105 128V127H104ZM183 128V129H182ZM213 128V127H212ZM4 129V128H3ZM95 129V128H94ZM226 129V128H225ZM7 130V129H6ZM2 130L6 133V136H7V132L9 130ZM91 130V129H90ZM97 130L99 131V135H100V129L97 128ZM106 130V129H105ZM212 130V129H211ZM1 131V130H0ZM53 132V134H55V136L52 137V135L50 136V132ZM55 131V133H54ZM94 130H92L91 132H93ZM96 131V129H95ZM94 131V134L95 136L98 134V132L95 133ZM141 131V130H140ZM148 131V130H147ZM2 132V133H4ZM21 132V131H20ZM90 132V131H89ZM102 132V131H101ZM220 132V131H219ZM1 133V132H0ZM1 133V134H2ZM9 133V132H8ZM109 133V132H108ZM143 133V131H142ZM185 133H188V135H190V139L186 141H183V140H186L188 138V136L186 137V139H183L185 138L184 136L186 135ZM205 133V134H204ZM10 134V133H9ZM140 134V133H139ZM147 134V133H146ZM22 135V133H21ZM34 135V140H28L30 139V136ZM102 135V134H101ZM5 134L1 135V138L0 139H4L5 137ZM13 136V135H12ZM23 136V135H22ZM95 136H93L91 138V140L96 139ZM98 136V135H97ZM100 137V136H98ZM97 137V138H98ZM102 137H105V136H102ZM101 137V138H102ZM121 137V136H120ZM5 138V139H7ZM16 138V137H15ZM138 138V137H137ZM104 139V138H103ZM102 139V140H103ZM183 139V140H182ZM58 140L61 141V144L60 146H56L54 144V141L55 142H58ZM80 140H84V142H81V144L79 143V146L77 145L78 142ZM198 140V141H197ZM212 140V139H210ZM255 140V139H254ZM264 140V139H263ZM2 141V140H1ZM60 141L58 142V144L60 143ZM95 141V140H94ZM101 141V140H100ZM96 142L97 144L98 143H102L101 142ZM150 141V142H151ZM93 142V141H90V143ZM133 142V141H132ZM5 143V141H4ZM3 143V144H4ZM89 143V141H88ZM89 143V144H90ZM104 143V142H103ZM102 143V144H103ZM206 143V142H205ZM252 144V142H250ZM248 143V144H250ZM262 142L261 141H257L256 142H253V148L254 150L256 151V153H260L264 150V145L261 144ZM1 144V143H0ZM93 144H95V142H93ZM119 144V143H118ZM126 144V143H125ZM190 144V147L192 148L191 151L189 150V145ZM6 146V144H4ZM92 145V143H91ZM100 145V144H99ZM137 145V144H136ZM205 145V144H204ZM9 146V144H8ZM7 146V147H8ZM80 147L81 149H77L78 151L81 150L80 153H75V149L74 147ZM93 146V145H92ZM98 146V145H97ZM103 149H104V145H102ZM135 146V145H134ZM208 146V145H207ZM3 147V145L1 146L0 145V148ZM6 147V148H7ZM150 147V146H149ZM203 147H206V146H203ZM209 147V146H208ZM246 147H248L246 145ZM251 147V146H249ZM248 147V148H249ZM95 146L92 148L94 150ZM100 148V147H99ZM123 148V147H122ZM181 148V150H180ZM252 148V147H251ZM2 149V148H1ZM150 149V148H148ZM245 149V148H244ZM247 149V148H246ZM97 150V149H96ZM116 150V149H115ZM205 150V149H203ZM253 152L254 150L251 149ZM99 151V149H98ZM114 151V150H113ZM181 151H184V155H183V152ZM200 151V152H199ZM248 151V150H247ZM93 152V151H92ZM100 152H101V149H100ZM106 152V151H103V153ZM144 152V151H143ZM142 152V153H143ZM264 152V151H263ZM146 153V151H145ZM182 153V156L183 158L186 157L187 159V156L191 157V159L193 158L194 160L192 161L191 159L189 160H181L182 157H180V154ZM246 153V152H245ZM252 153V152H251ZM93 154V153H92ZM105 156H106V153H104ZM140 154V153H139ZM205 154V153H204ZM99 155V154H98ZM114 155V154H113ZM144 155V154H143ZM244 155V154H243ZM81 156V157H80ZM94 156V155H93ZM97 157V154L95 155ZM247 156V155H245ZM94 157V158H96ZM100 158H102L101 156H99ZM188 157V158H189ZM214 157V156H213ZM219 157V155H218ZM230 157V156H229ZM240 157V156H238ZM249 157V156H248ZM245 158L247 160V163L248 164H251L253 166H255L258 162L255 161L253 158ZM182 158V159H183ZM217 157H215L214 159H216ZM98 158L96 159H93V161L97 160ZM100 160V159H99ZM98 160V161H99ZM102 160V159H101ZM113 160V159H112ZM239 160V159H238ZM244 160V158H243ZM240 161L239 163H236L237 164V170L239 173H242L243 172V169L245 168L244 167V161ZM75 161L73 162V164L75 163ZM92 161V160H91ZM104 161V160H103ZM101 161V162H103ZM107 161V160H106ZM118 161V160H117ZM226 161V160H225ZM89 162V161H88ZM101 162H99L98 164H101ZM146 162V161H145ZM187 163V166H182V169L187 167L186 170L183 169L184 171V177L183 180H182V183L180 182V179L178 180V178H176L175 180L179 181V182H174L173 183V177L172 175L176 174V169L175 168H181V165L184 163V165H186ZM216 162V161H214ZM228 162V161H227ZM92 163V162H91ZM95 163V162H94ZM97 163V162H96ZM126 163V162H125ZM124 163V164H125ZM217 163V162H216ZM93 164V163H92ZM91 164V165H92ZM97 164V165H98ZM104 164L106 165V163L104 162ZM111 165V167H118V163L116 162V165L112 162L109 163ZM75 165V164H74ZM73 165V166H74ZM100 166V165H98ZM103 164H101L102 166ZM146 165V164H145ZM70 166V162H69V165ZM94 166V165H93ZM161 166L164 168L162 169ZM84 167V168H82ZM95 167V166H94ZM95 167V168H96ZM116 167V168H117ZM121 168V163H120V166ZM126 167V166H125ZM124 166L122 168H125ZM216 167V166H215ZM219 167V166H218ZM227 167V166H226ZM68 168V167H66ZM72 168V167H71ZM74 168V167H73ZM82 168V169H81ZM94 168V169H95ZM121 168V169H122ZM221 168V167H220ZM223 168V167H222ZM93 169V167H92ZM90 169V170H92ZM108 169V168H107ZM75 170V171H74ZM98 170V169H97ZM127 170V169H126ZM129 170V169H128ZM127 170V171H128ZM137 170V169H136ZM63 171V174L65 175L63 177V175H61L60 179H59V174L60 172ZM96 171V170H94ZM94 171H90V173H93ZM77 172V171H76ZM122 172V170H121ZM120 173V175L122 174H125L126 171L123 173ZM175 172V173H174ZM11 173V172H9ZM89 173V174H90ZM3 174V173H2ZM5 174H8L5 172ZM13 174H15L13 172ZM131 174V173H130ZM1 175V174H0ZM9 175V174H8ZM12 174L9 175V177L11 176ZM91 175V174H90ZM113 175V174H112ZM133 175V174H132ZM173 175V176H174ZM178 174H176V177H177ZM4 176L1 175V177ZM7 175H5L6 177ZM123 176V175H122ZM128 176V175H127ZM139 176V175H137ZM236 176V175H235ZM8 177V176H7ZM95 177V176H94ZM125 177V175H124ZM234 177V175H233ZM4 178V177H3ZM64 178V180H63ZM103 178V177H102ZM126 178V177H125ZM175 178V177H174ZM181 178V179H182ZM5 179V178H4ZM68 179V180H69ZM130 179V178H128ZM135 179V177H134ZM8 180V178H7ZM22 180V181H21ZM132 180V179H131ZM146 180V179H144ZM174 180V181H175ZM237 181V179H235ZM9 181V182H10ZM147 181V180H146ZM229 181V180H228ZM234 181V182H236ZM67 182V180H66ZM89 182V181H88ZM130 182V181H129ZM231 182V181H230ZM5 183V182H4ZM135 183V181H134ZM179 183L181 184V186L179 185ZM65 184V183H64ZM69 184V183H68ZM71 184V183H70ZM118 184V183H117ZM130 184V183H129ZM179 186H178V185ZM212 184V185H211ZM264 184V183H262ZM103 185V184H102ZM148 185V183L146 184ZM227 185V184H226ZM63 186V185H62ZM66 186L68 187V185L66 184ZM71 186V185H69ZM78 186V187H77ZM81 186V187H82ZM89 186V185H88ZM137 186V187H138ZM264 186V185H262ZM73 187V186H72ZM77 187V188H76ZM86 187V186H85ZM65 188V187H64ZM120 188V187H119ZM66 189V188H65ZM81 189V188H80ZM85 189V188H84ZM213 189V190H211ZM264 189V188H263ZM261 187L259 186H254L253 187V190H252V194H254L253 196V204L255 205L256 201L259 200V196L260 195H264V190H263ZM68 189H66L67 191ZM70 190H73L72 188ZM70 193H74L75 191H72ZM137 190V191H136ZM139 190V191H138ZM65 191V190H64ZM65 191V192H66ZM77 192V191H76ZM99 192V191H98ZM61 194H64L65 193H61ZM63 195V196H64ZM76 195V194H75ZM72 196V194H71ZM74 196V195H73ZM252 197V196H251ZM61 198V197H60ZM67 198H68V195H67ZM71 198V197H70ZM70 198H68L70 200ZM103 198V197H102ZM261 198V196H260ZM62 199V198H61ZM60 199V200H61ZM64 197H63V201H64ZM67 199V200H68ZM75 199V197H72V201ZM68 200V202H69ZM102 200V199H101ZM245 200V199H244ZM100 201V200H99ZM133 201V200H132ZM246 202H244L245 204L246 203H249L251 202V199L250 198H246L245 200ZM109 202V201H108ZM61 203V202H60ZM64 203V202H63ZM72 203V202H71ZM70 203V204H71ZM74 203V202H73ZM96 203V202H95ZM128 203V202H127ZM259 203V202H258ZM56 204L58 206H56ZM67 203H64L62 204L65 205ZM70 204H67V205H70ZM117 205V204H115ZM253 205V206H254ZM263 205V204H262ZM61 206V207H62ZM71 206V205H70ZM69 206V207H70ZM66 206H64L63 208H65ZM117 207V206H116ZM256 207V206H255ZM262 207V206H261ZM60 208V207H59ZM58 208V209H59ZM95 208V207H94ZM112 208V207H111ZM114 208V206H113ZM230 208V207H228ZM106 209V208H105ZM103 209L101 212V216L104 214H106L108 212V207L107 209L105 210ZM63 210V209H62ZM61 210V211H62ZM74 210V209H73ZM114 212V211H113ZM112 212V213H113ZM119 212V211H118ZM256 212V211H255ZM83 213V212H82ZM117 213V212H116ZM121 213V212H120ZM99 214V213H98ZM109 214V212H108ZM111 214V213H110ZM115 214V213H114ZM119 214V213H118ZM263 214V212H262ZM81 215V214H80ZM107 215V214H106ZM126 215V214H125ZM124 215V216H125ZM94 216V214H93ZM114 216V215H113ZM73 217V216H72ZM100 217V215H99ZM80 218V217H79ZM92 218V217H91ZM90 218V219H91ZM102 218V217H101ZM104 218V217H103ZM112 218V216H111ZM129 218V217H127ZM63 219H65L63 221ZM72 219V218H71ZM228 219V218H227ZM232 219V217H231ZM229 218V220H231ZM102 222H103V219H100ZM105 220V219H104ZM116 220V219H115ZM130 220V219H129ZM90 221V220H89ZM96 215L92 218L90 225H91V229L89 231H91L92 233L96 230L95 227H93V225H95L96 222H100V221H96ZM87 222V221H86ZM77 223V222H76ZM86 224V223H85ZM97 224V223H96ZM63 225V224H62ZM87 226V225H86ZM85 226V227H86ZM89 226V225H88ZM96 226V225H95ZM116 226V224H115ZM236 226V225H235ZM64 227V226H63ZM117 227V226H116ZM118 227L115 228V233L116 230H118ZM201 227V228H200ZM88 228V227H86ZM90 228V227H89ZM95 228V229H94ZM114 228L112 230V227H109L108 229L112 230V232L114 231ZM110 230H108L110 232ZM84 232V231H83ZM108 232V233H109ZM120 232V231H119ZM118 232V233H119ZM72 232H70L71 234ZM111 233V232H110ZM117 233V234H118ZM129 233L130 236H132L131 234ZM185 233V234H184ZM233 233V232H231ZM122 234V233H121ZM121 234L119 233L118 235L121 236ZM225 234V233H224ZM229 234V233H228ZM86 235V234H84ZM89 235V233H88ZM113 235V234H112ZM111 235V236H112ZM195 235V234H194ZM87 236V235H86ZM107 236V235H106ZM105 234L103 235V237H106ZM114 236V235H113ZM116 236V235H115ZM119 236H116V237H119ZM126 236V235H125ZM80 237V236H79ZM191 237V236H189ZM194 237V236H193ZM72 238V237H71ZM87 238V237H86ZM100 238V237H98ZM102 238V237H101ZM120 239L122 238L119 237ZM105 239V238H103ZM114 238H112L113 240ZM117 239V238H115ZM208 239V240H207ZM259 239V238H258ZM67 240H70L69 238ZM87 240V239H86ZM100 240V239H99ZM111 240V238H110ZM133 240V239H132ZM136 240V239H135ZM192 240L194 241V239L192 238ZM74 241V239L70 240V241H67V242H72ZM95 241V240H94ZM97 241V240H96ZM109 241V239H105V242ZM116 241V240H115ZM119 241V240H118ZM104 241L101 242H98V243H101L103 244ZM104 242V243H105ZM75 243V242H73ZM97 243V242H96ZM97 243V244H98ZM128 243V242H127ZM213 243V242H212ZM77 244V243H76ZM107 244H109V242H107ZM130 244V243H129ZM138 244V243H137ZM88 245H89V242H88ZM94 246L95 243L93 244ZM105 245V244H103ZM120 245V244H119ZM131 245V244H130ZM71 246H73L71 244ZM70 246V251L71 253H74V254H70V257L69 255L67 256L69 258V262L70 264H112L111 262H114V260L118 259L119 258V254H118V257H116V251L118 250V243L116 242H113L112 241L110 242L109 247H106V245L104 246L105 248L102 250V254L103 255H99V253L101 254V252H97L96 250L98 249V246H97V249L95 250L96 252L94 253H91V251L89 250H93L95 249L93 247V249H89L90 247L92 248V245L89 246V248L87 247V249L85 248L86 245L83 246V243L82 245L80 246V248H71ZM77 246V245H75ZM100 246V245H99ZM126 246V245H124ZM148 246V247H147ZM63 247V246H62ZM61 247V248H62ZM101 247V246H100ZM99 247V248H100ZM103 247V246H102ZM214 247V246H213ZM238 247V246H237ZM236 247V248H237ZM55 248V249H53ZM65 248V247H64ZM123 248V247H122ZM134 248V247H133ZM211 248V249H210ZM120 251H121V248H119ZM59 250V249H58ZM61 250V249H60ZM59 250V251H60ZM131 250V249H130ZM201 250V251H202ZM46 251V250H45ZM47 251V252H48ZM94 251V250H93ZM100 251V250H99ZM127 251V250H126ZM51 252V251H50ZM129 252V251H128ZM127 252V253H128ZM120 253V252H119ZM122 253V252H121ZM126 253V252H124ZM49 254V253H48ZM51 254V253H50ZM53 254H57V251L53 252ZM64 254V253H63ZM62 254V255H63ZM123 254V253H122ZM132 253H128L126 255H131ZM206 254L205 257H202V260L200 261V263H196V264H206L207 262H210V260H212L213 258H211V255L208 256ZM61 255V254H60ZM60 255L58 257H60ZM125 255V256H126ZM213 255V254H212ZM222 255V254H221ZM65 256V257H66ZM124 256V255H122ZM255 256V255H253ZM40 257V258H39ZM46 257V256H45ZM52 257V256H51ZM207 257H209L208 260ZM214 257V256H213ZM115 258V259H113ZM122 258V257H121ZM124 258V259H125ZM217 258V257H216ZM53 259H54V256H53ZM62 258H60V262L62 261L61 260ZM111 259H113V261H110ZM120 260L121 263L122 261L124 260ZM253 259V258H252ZM17 260V261H15ZM57 260V258H56ZM54 260V262L56 261ZM59 260V259H58ZM66 260V259H64ZM63 260V261H64ZM119 260V259H118ZM126 260V259H125ZM124 260V261H125ZM257 260V258L255 259ZM68 261V259H67ZM110 261V262H109ZM117 261V260H116ZM120 261L118 263H120ZM213 261V260H212ZM60 262H55L56 264H60ZM64 263V262H63ZM62 263V264H63ZM68 264V262H65ZM122 263V264H123ZM116 264V263H115ZM208 264V263H207Z\"/></svg>",
	"mask_w": 264,
	"mask_h": 264
}]
</instances>
